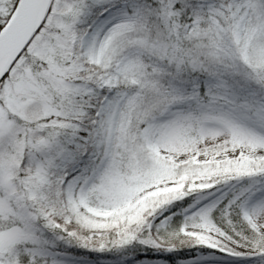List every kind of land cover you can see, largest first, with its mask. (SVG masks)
I'll list each match as a JSON object with an SVG mask.
<instances>
[{"label": "snow or ice", "instance_id": "snow-or-ice-1", "mask_svg": "<svg viewBox=\"0 0 264 264\" xmlns=\"http://www.w3.org/2000/svg\"><path fill=\"white\" fill-rule=\"evenodd\" d=\"M0 264H264V0H0Z\"/></svg>", "mask_w": 264, "mask_h": 264}]
</instances>
